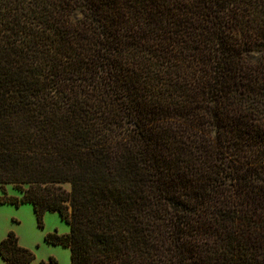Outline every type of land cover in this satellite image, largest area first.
I'll return each mask as SVG.
<instances>
[{
    "label": "trees",
    "instance_id": "16d2710c",
    "mask_svg": "<svg viewBox=\"0 0 264 264\" xmlns=\"http://www.w3.org/2000/svg\"><path fill=\"white\" fill-rule=\"evenodd\" d=\"M0 191L71 264H264V0H0Z\"/></svg>",
    "mask_w": 264,
    "mask_h": 264
},
{
    "label": "rangeland",
    "instance_id": "374dc122",
    "mask_svg": "<svg viewBox=\"0 0 264 264\" xmlns=\"http://www.w3.org/2000/svg\"><path fill=\"white\" fill-rule=\"evenodd\" d=\"M10 194H15L9 187ZM0 191V197L2 196ZM10 232L19 237L21 246L35 255L33 264H71V250L62 244H51L45 240L50 233L70 232L69 224L57 212H47L40 226L34 206L23 203L19 206L10 203L0 204V241ZM0 264H6L0 255Z\"/></svg>",
    "mask_w": 264,
    "mask_h": 264
},
{
    "label": "crops",
    "instance_id": "0c3cea01",
    "mask_svg": "<svg viewBox=\"0 0 264 264\" xmlns=\"http://www.w3.org/2000/svg\"><path fill=\"white\" fill-rule=\"evenodd\" d=\"M5 262V261H4Z\"/></svg>",
    "mask_w": 264,
    "mask_h": 264
}]
</instances>
